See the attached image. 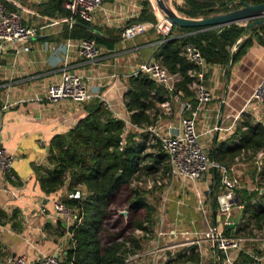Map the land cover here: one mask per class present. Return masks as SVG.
I'll return each instance as SVG.
<instances>
[{"label": "crops", "instance_id": "obj_1", "mask_svg": "<svg viewBox=\"0 0 264 264\" xmlns=\"http://www.w3.org/2000/svg\"><path fill=\"white\" fill-rule=\"evenodd\" d=\"M11 1L17 7L10 2L7 6L16 7L21 11L25 23L39 29L28 40V52L14 54L12 50H7L0 55V101L5 99L11 102L9 107L0 112V146L12 157L10 173L13 175V179H9L6 173L0 172V264H8V256L19 254L24 255L31 264H40L44 255L56 254L61 257L67 247L66 229L70 225V222L62 221L53 212V203L65 198L67 190L63 186L46 194L40 190L35 175L36 170L50 166L47 161L49 140L53 135L72 128L86 115L85 105L91 102L109 104L108 112L128 123L125 132L133 129L140 133L128 122L129 112L124 106L123 92L129 87L127 73L136 64L154 59L152 54L157 43L179 31L171 28V25L167 27V34L163 35L150 27L139 35L122 39L120 33L123 28L137 21L153 25L158 17L150 7L143 6L144 0H103L100 8L93 13L92 21L81 25L92 36L102 38V43L91 39L98 47L100 56L95 60H87L70 48L65 55L53 57L50 55L52 46L66 39H79L63 36L67 29L64 23L50 24L65 14L57 11L44 13L43 7L52 0ZM143 10L152 14L155 20H140ZM246 37L250 39V44L236 59L232 60L230 55L226 63L206 62L203 67V84L211 98L197 110L195 126L203 148L209 152L235 141L237 137L233 136V132L241 126L245 116L264 124V105L250 99L256 83L264 74V34L258 30L253 33L245 29L229 53ZM55 60L57 63L53 65ZM62 72L82 76L93 96L83 103L67 100L48 102L44 98L45 86L57 81ZM187 100L189 98L183 97L180 92L174 93L167 104L169 116L164 115L166 112L156 103L157 112L161 115L156 113L152 125L164 135L177 132L179 119L188 113L181 109L182 103ZM148 147L150 152L156 151L157 146L149 144L145 149ZM235 158L228 165L233 167V171L237 162ZM210 172L214 180L215 174L212 170ZM207 175L194 183L179 178L169 179V185L161 193L162 212L154 217L152 230L160 217L164 227L176 225L181 228L198 223L194 211L195 193L205 192ZM185 184H191V187ZM177 195L180 197L173 199ZM203 197L205 200L207 195L204 193ZM210 217L213 218V211ZM226 228L228 233H225ZM226 228L224 233L231 234L230 228ZM150 244L149 239L145 245L140 244L139 249ZM157 259L162 260L160 256ZM179 259H182V264L185 261L194 263L178 256L176 260ZM207 262L213 264V260L203 264ZM130 264L137 263L133 261Z\"/></svg>", "mask_w": 264, "mask_h": 264}, {"label": "trees", "instance_id": "obj_2", "mask_svg": "<svg viewBox=\"0 0 264 264\" xmlns=\"http://www.w3.org/2000/svg\"><path fill=\"white\" fill-rule=\"evenodd\" d=\"M62 1H50L43 7L44 13L57 11L59 14H66L60 7ZM228 1L236 0H183V5L177 11L185 17L199 18L238 7L237 3L226 6ZM242 1L250 4L264 2ZM142 4L148 6L146 0L142 1ZM139 19L151 22L155 20L146 10L140 12ZM81 25H86V22L78 20L70 29L64 31L63 36L93 39L96 43H102V38L92 36L81 28ZM172 27L179 33L157 43L152 56L169 73L177 76L172 95L179 91L183 97L189 99L192 93L187 88L190 81L187 71L192 65L181 54L185 43L194 44L204 60L212 63H226L230 55L234 60L250 44V39L246 37L229 53L231 46L247 29L237 24L200 30L175 25ZM248 30L253 33L258 30L264 34V20ZM123 97L125 109L129 112L128 122L135 128H142L154 124L158 110L155 104H168L170 94L162 86L142 75L129 77V87L123 92ZM85 109L86 115L72 128L51 137L47 157L50 166L35 172L39 188L46 194L53 193L63 186L70 191L77 185H81L86 192L81 199H61L64 204L73 207L75 212L72 223L66 229L69 233L67 247L57 264H125V253L138 249L140 238L131 233L123 236L121 231H116L106 237L104 244H100L98 234L102 230V221L108 215L109 205L117 191L130 184L133 174L139 169L137 165L147 158L149 164H144L145 169L152 168L156 171L161 165L165 171L164 155L160 151L143 154L146 145H149L146 143L147 135L137 133L133 129L123 132V121L112 116L100 102H91L85 105ZM234 135L237 137L235 141L224 148L212 149L207 156L228 167L240 153L255 156L257 152H261L262 158L256 171V181L260 186L236 189L234 200L235 204L241 205L244 225L250 223L255 229H260L264 226V125L249 120L247 115L243 118L241 126L233 132ZM117 172L119 174L116 176ZM217 178L215 173L214 180L218 181ZM125 204L129 216L138 211H141L142 215L129 219L124 229L129 227L130 231L136 229L144 233L150 232L153 208L143 197L139 186L129 188ZM225 233H228V228ZM184 258L197 262V256L194 254ZM238 258L241 261H249V258L242 255Z\"/></svg>", "mask_w": 264, "mask_h": 264}, {"label": "built area", "instance_id": "obj_3", "mask_svg": "<svg viewBox=\"0 0 264 264\" xmlns=\"http://www.w3.org/2000/svg\"><path fill=\"white\" fill-rule=\"evenodd\" d=\"M10 2L16 6L11 0H0V55L7 50H12L14 54L20 52H28V40L37 34L39 27L24 22L21 11L7 6ZM103 0H64L61 7L66 11L64 17L54 20L50 24L64 23L67 29H70L78 20L91 22L93 13L100 8ZM154 27L158 32L166 35L169 24L161 16L152 25L146 22H133L129 26L122 29L120 37L129 39L146 31L148 28ZM73 48L78 55L87 60H95L100 56V52L96 44L90 39H66L63 43L52 46L50 49L51 56L64 54ZM181 54L185 60L192 65L187 71L190 81L187 88L191 91V99L182 103L181 109L186 110L187 115L179 119V129L172 135H164L159 128L149 125L143 128H135L140 132L147 134V144H155L156 151H160L164 155L165 172L163 174L162 167H158L155 171L162 176L164 181L172 178H179L194 183L201 180L209 170L214 167V174L217 173L219 192L215 196L214 208L207 206L201 192L195 193L194 211L198 216V223H190L188 226L179 228L174 225L172 227H164L163 219L156 223V227L149 232L134 230V235L150 234L151 244L142 249L127 251L124 256V263L130 264L135 261L137 264H167V260L174 261L177 257H186L188 255H196L197 263L203 264L208 258L216 259L221 255V264H261L260 258L250 252L245 244L251 242H261L260 249L264 251V238L259 236H247L240 233L241 230H248L245 226L244 219L238 217L232 221V209H241V205L235 204V189L237 180L233 176H229V172H233V167H225L215 161L210 160L204 153L203 145L199 139V133L195 126L197 110L203 103L210 100L211 95L203 84V67L206 63L201 56L199 49L192 43H185L181 48ZM57 63L53 62V65ZM129 77L146 76L156 84L162 86L170 97L173 98L175 82L178 80L175 74L169 73L155 59H148L133 66L127 73ZM176 93H179L177 91ZM86 80L76 73L62 72L57 81L51 82L45 86L44 98L51 103L67 100L72 103H83L92 97ZM250 99L253 102L264 105V74L256 83ZM11 105L7 100L0 101V112ZM103 108L110 111L109 104L103 103ZM164 112L168 111L167 104H158ZM115 116V115H112ZM123 132L125 126L128 125L126 120H122ZM264 125V124H263ZM121 149V145L119 147ZM257 157L261 152L255 154ZM236 159V158H235ZM12 157L6 154L5 150L0 146V172L6 173L9 179H13L10 173ZM257 168L260 161L255 160ZM139 163L137 167H141ZM138 170L133 174L131 180L134 184H141L140 177L136 178ZM67 199H81L82 193L79 188L67 191L65 194ZM42 211V209H40ZM213 211V218L210 214ZM53 212L62 221H73L75 209L64 204L61 200L53 203ZM229 227L231 234L226 235L224 229ZM67 231V230H66ZM152 234V235H151ZM67 241L69 233H66ZM138 237V236H137ZM141 244V243H140ZM141 246V245H140ZM127 248H129L127 246ZM178 248V249H177ZM176 249V250H175ZM240 255L247 256L249 261H241ZM160 256L162 260H158ZM60 257L56 254L44 255L40 259V264H57ZM8 264H31L24 255H13L7 257ZM183 264H194L185 261Z\"/></svg>", "mask_w": 264, "mask_h": 264}, {"label": "rangeland", "instance_id": "obj_4", "mask_svg": "<svg viewBox=\"0 0 264 264\" xmlns=\"http://www.w3.org/2000/svg\"><path fill=\"white\" fill-rule=\"evenodd\" d=\"M162 1L165 4V6H167L169 9L174 11L176 14L184 16L182 13L177 11V9H179L183 5V0H162ZM146 2H147L148 7H150V9L154 12V14H156L158 18H159V15L162 16L161 15L162 12L159 10L158 6L152 0H146ZM235 4H236V1H234L232 5H235ZM156 113L161 115L160 112H156ZM164 115L169 116L168 111H166ZM203 149H204L205 155L207 156L209 150L207 148L206 149L203 148ZM149 150L150 148L148 147L142 153L143 154L148 153ZM261 158H262L261 155L259 157H257L256 155L251 156L250 153H246V154L240 153L236 157L235 162L236 161L237 162H236L234 171L232 173L229 172L230 173L229 176H233L237 180L236 189H239L242 187L251 189V188H258L260 186L259 182L256 181L257 180V175H256L257 164L255 163V160L257 159L258 161H260ZM141 164L143 167L142 166L139 167L137 175H136V178L140 177L141 184L137 185L131 181L128 186L120 188L117 191V193L114 195L109 205V208H108V215L102 221V230L98 234L100 244H104L106 237H108L109 235H112L116 231H121V234L123 236H126L127 234H130V233L135 234L133 230L130 231L129 227L124 229V227H126V225L128 224L129 219L133 217H140L142 215L141 211H138L136 214H133L132 216H129L127 213L125 201L129 194V188L134 185H137L140 187V189L142 190L143 197L153 208V212L151 214L152 224L150 226V229H152L153 225H155L154 217L161 215L160 212H162L161 210L162 207H161L160 200H162V197H163L161 196V193L162 191H165L166 187L169 185L168 184L169 182L164 181L162 176L158 175L155 171H153L154 169L144 168V164H149L147 158L143 159ZM255 167L256 169H254ZM186 186L191 187V184H187ZM76 188L80 189L82 193V198H83L86 195L84 188L81 185H77ZM204 189H205V192H201V193H203V195L204 193L207 195V197L205 198L207 202V206L210 209H213L215 206L214 204L215 196L218 194L219 189H218V181L212 179V173L210 172V170L207 175V182H206ZM179 197L180 196L177 195L176 197H173V199H176ZM233 200H235V198ZM122 211H124L125 213L124 214L121 213ZM240 211L241 209H236V207L232 209V213H231L232 221H235L238 217H241V218L244 217L241 215ZM243 221L245 222V219ZM185 224H182V225L185 226ZM245 226H247L248 230H241L240 233H243L244 235H247V236H259V237L264 238V226L261 227L260 229H255L254 227L251 226L250 223L246 224ZM136 236L140 238V243L142 245H145L151 237L150 234H142V233L141 235H136ZM260 243H261L260 241L259 242L249 241L245 244V247L250 252H252L255 256L260 258L261 264H264V251L260 249L261 247ZM244 257H247V256H244ZM221 259H222L221 255H218L216 259L213 261V264H221ZM212 260L213 259H210V258L207 259V261H212ZM167 261L171 262L170 264H182V259L174 260V261L167 260Z\"/></svg>", "mask_w": 264, "mask_h": 264}, {"label": "water", "instance_id": "obj_5", "mask_svg": "<svg viewBox=\"0 0 264 264\" xmlns=\"http://www.w3.org/2000/svg\"><path fill=\"white\" fill-rule=\"evenodd\" d=\"M156 5L162 12V18L169 24L178 27H189V28H218L227 26L229 24H242L244 27L251 28L259 25L264 20V2L250 4L242 0H236L238 7L227 10L222 13L213 14L199 18H189L176 14L174 11L169 9L162 0H155ZM234 3L233 1L226 2V6ZM196 30V31H197ZM214 161V160H212ZM214 173V167H212ZM119 172L116 173V176ZM66 178L65 183H67ZM121 213H125L122 211Z\"/></svg>", "mask_w": 264, "mask_h": 264}, {"label": "bare ground", "instance_id": "obj_6", "mask_svg": "<svg viewBox=\"0 0 264 264\" xmlns=\"http://www.w3.org/2000/svg\"><path fill=\"white\" fill-rule=\"evenodd\" d=\"M153 2L156 4V2H155V0H153ZM160 10V9H159ZM161 11V10H160ZM159 15V14H158ZM162 15V14H161ZM159 17H160V15H159Z\"/></svg>", "mask_w": 264, "mask_h": 264}]
</instances>
